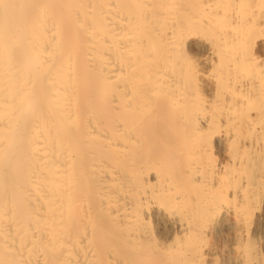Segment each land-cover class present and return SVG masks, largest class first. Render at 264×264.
<instances>
[{
	"label": "bare ground",
	"instance_id": "1",
	"mask_svg": "<svg viewBox=\"0 0 264 264\" xmlns=\"http://www.w3.org/2000/svg\"><path fill=\"white\" fill-rule=\"evenodd\" d=\"M0 264H264V0H0Z\"/></svg>",
	"mask_w": 264,
	"mask_h": 264
}]
</instances>
